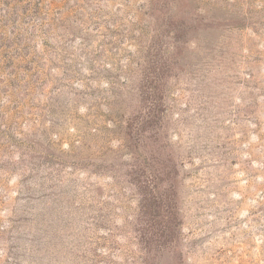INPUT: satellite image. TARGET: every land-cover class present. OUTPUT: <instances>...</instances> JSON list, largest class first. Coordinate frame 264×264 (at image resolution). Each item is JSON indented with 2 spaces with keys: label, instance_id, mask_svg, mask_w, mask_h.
<instances>
[{
  "label": "rangeland",
  "instance_id": "374dc122",
  "mask_svg": "<svg viewBox=\"0 0 264 264\" xmlns=\"http://www.w3.org/2000/svg\"><path fill=\"white\" fill-rule=\"evenodd\" d=\"M0 264H264V0H0Z\"/></svg>",
  "mask_w": 264,
  "mask_h": 264
}]
</instances>
